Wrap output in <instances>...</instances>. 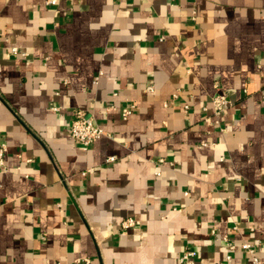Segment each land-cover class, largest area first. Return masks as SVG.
Listing matches in <instances>:
<instances>
[{
  "label": "crops",
  "instance_id": "obj_1",
  "mask_svg": "<svg viewBox=\"0 0 264 264\" xmlns=\"http://www.w3.org/2000/svg\"><path fill=\"white\" fill-rule=\"evenodd\" d=\"M0 142V264L264 261V0H0Z\"/></svg>",
  "mask_w": 264,
  "mask_h": 264
},
{
  "label": "built area",
  "instance_id": "obj_2",
  "mask_svg": "<svg viewBox=\"0 0 264 264\" xmlns=\"http://www.w3.org/2000/svg\"><path fill=\"white\" fill-rule=\"evenodd\" d=\"M60 1L61 0H47V4L56 5ZM146 90L149 92H153L154 87L150 85ZM229 103L230 100L228 96L223 93H215L212 97V109L216 114L221 113L229 105ZM134 108L135 106L132 105L129 108L125 109L123 115H130L133 112ZM187 108L188 106H186V109ZM105 134L107 133L104 127L98 124L93 116L87 115L83 110H78L74 113V117L70 127V136L74 141L83 144L84 146H89L95 140L100 139ZM7 150V144L5 142H0V172L8 171V163L6 159ZM114 159L115 157H110L107 161H113ZM90 170L92 171L93 168ZM84 174H86V172H84ZM135 225V219L128 218L123 222L122 226L124 229H128ZM230 249L234 251L236 249V246L232 245ZM241 249L244 250V252L249 256L252 264H264V261L257 255V247L252 243L244 241L241 244ZM196 254V251H187L181 257V261L189 262L193 257L196 256ZM231 258L232 256L228 255L227 262H229Z\"/></svg>",
  "mask_w": 264,
  "mask_h": 264
}]
</instances>
